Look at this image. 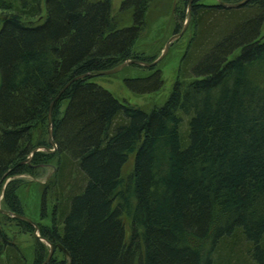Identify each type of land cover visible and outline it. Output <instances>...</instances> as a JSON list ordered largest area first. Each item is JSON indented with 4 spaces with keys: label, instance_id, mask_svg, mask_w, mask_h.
I'll return each instance as SVG.
<instances>
[{
    "label": "trees",
    "instance_id": "16d2710c",
    "mask_svg": "<svg viewBox=\"0 0 264 264\" xmlns=\"http://www.w3.org/2000/svg\"><path fill=\"white\" fill-rule=\"evenodd\" d=\"M13 1L0 0V264H25L11 224L33 237L32 264L48 256L33 225L10 216L24 215L16 177L45 167L49 224L35 225L54 248L48 264H264V0H192L177 78L148 111L95 79L153 61L134 51L151 0H122L129 26L111 0ZM130 67L149 73L124 79L133 94L160 91L157 66ZM49 128L55 151L26 163L52 149Z\"/></svg>",
    "mask_w": 264,
    "mask_h": 264
},
{
    "label": "rangeland",
    "instance_id": "374dc122",
    "mask_svg": "<svg viewBox=\"0 0 264 264\" xmlns=\"http://www.w3.org/2000/svg\"><path fill=\"white\" fill-rule=\"evenodd\" d=\"M16 1V0H14ZM13 1V2H14ZM122 0H111L112 15L120 21L122 25H130V15L120 12V4ZM206 3H214V1H206ZM17 5L16 3H14ZM182 2L180 0H151L145 20L146 28L140 38L134 44V51L149 60H156L165 49L168 40L181 32L184 22H180L174 13L175 8L181 9ZM9 12L0 9V19ZM185 6V15H186ZM264 35V26L262 29ZM194 34V26L189 22L184 34L171 42L166 55L156 65L161 70L163 86L157 93L150 95L138 96L133 94L124 84L125 78L144 77L149 73L145 70H138L133 67H126L121 72L114 75L101 76L95 81L112 94L120 102H126L132 106L142 108L146 111L155 105L162 104L167 98L172 86L177 78L178 66L181 57L187 49ZM44 152V150H41ZM46 152V151H45ZM134 154H131L127 163L122 169V178L126 180L132 170V161ZM30 163V162H29ZM53 168L45 167V173L37 177L22 175L16 177L22 180V185L18 191V196L22 204L24 216L34 223L42 222L49 224L48 220L40 221V211L42 202V186L45 181L52 176ZM0 195V208H1ZM51 204L46 205V214L50 217L52 208ZM125 231L128 237V219L123 217ZM8 233L10 242H12L19 250L20 256L23 257L25 264H32L34 239L30 235L23 234L14 225L4 228ZM44 243L43 241H41ZM47 245L46 243H44ZM55 258L61 260V256L57 254Z\"/></svg>",
    "mask_w": 264,
    "mask_h": 264
},
{
    "label": "water",
    "instance_id": "95a60500",
    "mask_svg": "<svg viewBox=\"0 0 264 264\" xmlns=\"http://www.w3.org/2000/svg\"><path fill=\"white\" fill-rule=\"evenodd\" d=\"M191 1H192V0H189V2H188L187 18H186V20H185V22H184V27L182 28V30H181L180 33H178V34L172 36V37L168 40V42H167L166 45H165L164 52H163V53H162V54H161L156 60H154V61H152V62H150V63H149V62L140 61V60H128V61L122 63L121 65H119L118 67H116V68H114V69H111V70L104 71V72L100 73L99 76H107V75H114V74H117V73L121 72L124 68H126V67H128V66H130V65H132V64H135V65H138V66H141V67H147V68H148V67L156 66V65H157V64L163 59V57L166 55L167 50H168L169 45L171 44V42H172L173 40H175V39L180 38V37L184 34L185 30L187 29L188 24H189V22H190V18H191V16H190V5H191ZM216 1H217L218 4H219L220 6H222L223 8H229V9H231V8H239V7L243 6V5H245L249 0H242V1H240V2H238V3H235V4L222 3L220 0H216ZM97 76H98V75H97ZM49 125L51 126V117H50V116H49ZM48 138H49V144H50V146L52 147V149H46V148H37V149H34V150L31 152V154L29 155V157L26 159V161H25L26 163H29V162L31 161L32 157L34 156V154L37 153V152H39V151H41V150H44V151H46V152H50V153H53V152L55 151L56 146H55V144H54V142H53V140H52L51 129H50V128H49V135H48ZM0 212L3 213V214H5V215H9V212H7V211L0 210ZM10 216H11V217H14V218H18V219L24 220V221L30 223L31 225H33L34 230H35V236H36V238H38V239H40L41 241H43L44 243H46L47 246L49 247V253H48V256H47L45 262L43 263V264H48L49 260L51 259L52 255H53V253H54V248H53V247H52L47 241L41 239V238L38 236V234H37V227H36L35 223H33V222H32L31 220H29L28 218H26L24 215L11 214Z\"/></svg>",
    "mask_w": 264,
    "mask_h": 264
}]
</instances>
